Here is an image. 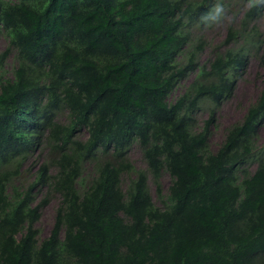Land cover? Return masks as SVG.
Wrapping results in <instances>:
<instances>
[{
    "label": "trees",
    "instance_id": "16d2710c",
    "mask_svg": "<svg viewBox=\"0 0 264 264\" xmlns=\"http://www.w3.org/2000/svg\"><path fill=\"white\" fill-rule=\"evenodd\" d=\"M242 1L203 61L199 28L231 0H0V264H264V0ZM252 54L262 89L214 150L216 106Z\"/></svg>",
    "mask_w": 264,
    "mask_h": 264
},
{
    "label": "rangeland",
    "instance_id": "374dc122",
    "mask_svg": "<svg viewBox=\"0 0 264 264\" xmlns=\"http://www.w3.org/2000/svg\"><path fill=\"white\" fill-rule=\"evenodd\" d=\"M242 2V0H231L229 8L226 11H224L215 20L199 28L200 34L206 41V47L202 53L201 60L206 61L212 57L214 46L225 38L230 25L236 26L239 24L240 16L245 8V5ZM256 22L260 32L264 34V11L262 16L259 17ZM7 44V37L4 34H0V51H3ZM15 66V56L14 54H10L5 61V74L11 75ZM262 72L263 65L261 64L260 59L257 58L255 54L250 55L244 66L239 70V77L235 82L234 91L228 98L216 106V111L214 112V124L211 127L210 136V146L212 149L215 150L218 148L223 141L229 126L239 121L249 106L257 99L263 84ZM193 76L194 75L182 80L173 90L170 98L174 99L178 94H180L192 80ZM66 113V111L58 113L57 117L59 121H65ZM208 115V108L204 107L198 111L197 119L199 124H203V121L208 117ZM260 140L264 142V126L260 129ZM37 156L39 155L35 154V157ZM129 157L137 168H147L142 151L137 144L131 147ZM31 162L32 160L29 163L27 162V165H30ZM255 167L256 163H253L251 168L254 169ZM122 181L123 185L126 186L128 176L125 175L122 177ZM171 182V175L165 171L162 175L163 190L165 193L168 191ZM149 183L152 188V193L154 194L155 199H157L154 184L151 180H149ZM44 193L45 192L40 193L39 197L42 198ZM60 199V195L55 194L51 197L49 203L43 207L41 216L36 223L37 227L41 230V238H44L51 233L55 224L56 212L60 204Z\"/></svg>",
    "mask_w": 264,
    "mask_h": 264
},
{
    "label": "clouds",
    "instance_id": "9594fccd",
    "mask_svg": "<svg viewBox=\"0 0 264 264\" xmlns=\"http://www.w3.org/2000/svg\"><path fill=\"white\" fill-rule=\"evenodd\" d=\"M219 11V9H217Z\"/></svg>",
    "mask_w": 264,
    "mask_h": 264
}]
</instances>
